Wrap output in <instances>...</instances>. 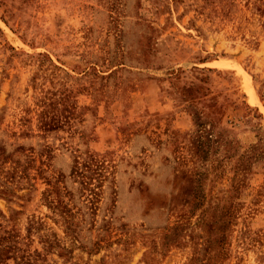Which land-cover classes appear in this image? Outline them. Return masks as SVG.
I'll list each match as a JSON object with an SVG mask.
<instances>
[{
	"label": "rangeland",
	"instance_id": "rangeland-1",
	"mask_svg": "<svg viewBox=\"0 0 264 264\" xmlns=\"http://www.w3.org/2000/svg\"><path fill=\"white\" fill-rule=\"evenodd\" d=\"M0 264H264V0H0Z\"/></svg>",
	"mask_w": 264,
	"mask_h": 264
}]
</instances>
